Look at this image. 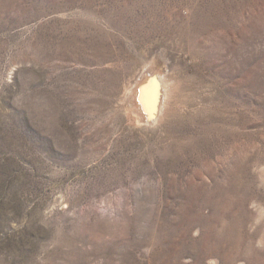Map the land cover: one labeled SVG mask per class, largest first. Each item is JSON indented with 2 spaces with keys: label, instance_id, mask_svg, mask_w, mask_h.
<instances>
[{
  "label": "rangeland",
  "instance_id": "obj_1",
  "mask_svg": "<svg viewBox=\"0 0 264 264\" xmlns=\"http://www.w3.org/2000/svg\"><path fill=\"white\" fill-rule=\"evenodd\" d=\"M0 264H264V0H0Z\"/></svg>",
  "mask_w": 264,
  "mask_h": 264
},
{
  "label": "bare ground",
  "instance_id": "obj_2",
  "mask_svg": "<svg viewBox=\"0 0 264 264\" xmlns=\"http://www.w3.org/2000/svg\"><path fill=\"white\" fill-rule=\"evenodd\" d=\"M147 102V101H146ZM147 104V103H146Z\"/></svg>",
  "mask_w": 264,
  "mask_h": 264
}]
</instances>
